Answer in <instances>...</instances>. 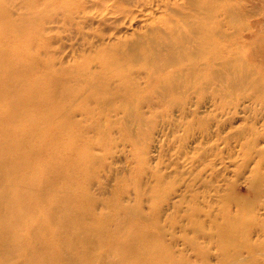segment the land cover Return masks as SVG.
Instances as JSON below:
<instances>
[{"label": "rangeland", "instance_id": "374dc122", "mask_svg": "<svg viewBox=\"0 0 264 264\" xmlns=\"http://www.w3.org/2000/svg\"><path fill=\"white\" fill-rule=\"evenodd\" d=\"M64 1L65 10L61 0H0L2 75L6 59L23 54L58 107L56 147L71 164L51 197L67 188L83 208L92 200L119 235L149 236L160 263L228 264L237 252L264 264V3L219 0L222 12L214 7L198 28L189 0L164 14L154 0ZM120 85L129 92L116 94ZM29 198L34 215H21L23 205L16 212L52 234L55 202Z\"/></svg>", "mask_w": 264, "mask_h": 264}, {"label": "bare ground", "instance_id": "6f19581e", "mask_svg": "<svg viewBox=\"0 0 264 264\" xmlns=\"http://www.w3.org/2000/svg\"><path fill=\"white\" fill-rule=\"evenodd\" d=\"M154 1L161 9L162 14L164 11L165 13H175L174 8L171 10L169 6H174L177 0ZM189 1L193 6L195 21L198 23L195 25L198 28L207 24L206 17L215 15V8L220 12L223 10V7L216 6L219 0ZM237 1L243 7L239 4L238 6L245 9L250 6L259 7L264 3V0ZM59 4L60 7H56L57 9H67V3L64 0H61ZM68 6H70L69 3ZM179 7L184 9L183 6ZM68 10H70L69 7ZM42 11L43 9L37 3L34 10L37 19L40 18ZM153 13L151 12V14ZM255 22L257 23H253L251 27H255L257 30L261 23L256 20ZM22 28L26 32L32 30L29 25L23 24ZM0 33L2 34L1 22ZM194 42L196 43L197 40ZM198 46L202 48L203 43L199 42ZM9 59H6V69L8 70L3 75L0 70V264H10L11 259L20 260L18 264H164L163 261L158 262L159 253L156 248L147 245L150 240L149 236H146L144 232L130 236L129 234L127 236L119 235V231L112 230L107 225L106 218L103 219L94 214L92 200L88 201V205L84 208L79 204L77 191L75 193L66 188L63 193L65 195L61 198L51 197L56 178L59 180L64 175V169L71 164V158H61L58 153L59 148L56 147V140H60L56 139L57 136H60L58 133L60 127L53 124L51 118L56 114L58 107L55 106V99L53 101L54 96L49 89L45 88L48 79H45L46 84L43 83L44 79L42 81L33 79L31 77L33 69L24 63L23 54L18 53L16 58L12 57L11 61ZM210 66L211 64H208V67ZM124 76L126 75L122 72L117 77L123 82ZM109 80L112 78L109 77ZM108 84L109 82L105 84L107 92H109ZM127 92L129 90H126L124 85H120L116 94ZM94 94L95 89H92L90 96L93 95V98ZM70 117L71 115L68 114L67 125H70ZM67 125L66 134L69 133V125ZM67 136L69 137L68 134ZM72 137L73 135L68 138L70 146L74 144L71 140ZM41 139H44L43 143ZM35 155H40L43 160L40 167L35 163ZM78 162H81L78 163V167L81 168L82 158H78ZM46 173L50 179L45 183L38 176H44ZM21 174H25L23 180ZM63 189L65 188L62 187ZM82 190H84L83 187ZM35 192L40 196L44 194V202L47 203L49 200L55 202L54 206L47 211L52 225H58L52 234L47 231L45 223L33 225L25 222L16 212V207L23 205L24 212L21 215H25V213L34 215L33 211L36 210V206L30 202L29 196ZM42 212L40 211V214ZM228 227L225 242L231 245L233 241L230 237L235 236L236 227L233 225ZM241 235L244 233L242 232ZM43 243L45 244L42 245ZM48 246H51L50 249ZM52 246H54L53 249H51ZM45 252L47 253L45 254ZM225 261L228 264H245L237 252L230 255V258L228 257Z\"/></svg>", "mask_w": 264, "mask_h": 264}]
</instances>
